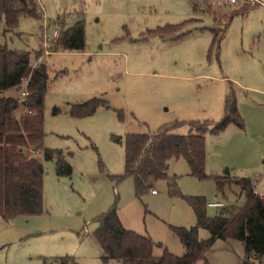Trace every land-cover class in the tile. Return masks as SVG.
<instances>
[{
	"label": "rangeland",
	"instance_id": "1",
	"mask_svg": "<svg viewBox=\"0 0 264 264\" xmlns=\"http://www.w3.org/2000/svg\"><path fill=\"white\" fill-rule=\"evenodd\" d=\"M207 1L220 17L245 4L250 11L228 24L215 22L203 12H209ZM224 1L34 0L38 18L23 16L5 34L0 23L1 44L29 53L32 67L43 64L48 77L38 154L44 212L0 217V264H57L62 258L122 264L105 262L94 236L97 219L112 207L126 230L152 240L155 258H181L185 249L173 229L198 224L182 196L203 198L209 218L245 205L242 180L264 198V7ZM77 24L84 28V50L64 51L57 43L45 48L54 31L59 43L61 30ZM26 82L11 96L21 98ZM227 99L235 102L243 126L230 124L215 135ZM205 123L207 179L192 177L185 160L172 159L168 179L152 182L140 197L131 178L115 180L125 172L128 135H155L179 124L171 133L187 136L191 125ZM46 150L54 156L45 159ZM60 160L72 167L71 175L58 174ZM198 235L210 239L205 228ZM245 256L242 242L216 240L206 258L209 264H243Z\"/></svg>",
	"mask_w": 264,
	"mask_h": 264
},
{
	"label": "trees",
	"instance_id": "2",
	"mask_svg": "<svg viewBox=\"0 0 264 264\" xmlns=\"http://www.w3.org/2000/svg\"><path fill=\"white\" fill-rule=\"evenodd\" d=\"M208 9L215 22L224 20L225 24L250 11L245 4L229 16L220 18L211 12V7ZM23 16L38 18L34 0H0V23L5 25L4 34L16 30ZM2 36L0 33V217L11 221L18 216H40L44 212L45 170L38 154L44 143L42 107L48 77L43 64L32 67L29 53L10 51L3 46ZM56 43L64 51L84 50L83 26L77 24L72 29H62L60 41ZM36 56L39 58L41 54ZM25 81L28 93L25 98L7 96L10 91L20 89ZM100 104L96 103L89 112L94 113ZM230 124L243 126L233 99H227L225 117L213 128V133H222ZM178 126L176 124L155 135H128L124 142L125 172L115 180L122 182L131 178L136 196L140 197L151 190L152 182L168 179V162L172 159L185 160L192 177L207 179L204 135L208 123L191 125L193 133L191 131L187 136L171 133ZM116 141L121 142L120 139ZM44 153L45 159L54 156L50 150ZM58 164L61 165L58 168L60 176L71 175L70 165L61 160ZM238 185L246 194L245 205L224 208L215 218L208 217L207 203L203 198L181 197L192 208L198 223L191 229H173L185 249L181 258L169 253L155 258L152 240L126 230L116 208L112 207L97 219L99 229L94 235L103 251L104 261L117 260L122 264H195L205 261L209 264L206 257L214 242L230 240L244 244L246 256L243 264H264V198L254 193L250 181L242 180ZM218 187L222 188L220 182ZM201 228L209 232V240H199ZM56 262L73 264L71 258Z\"/></svg>",
	"mask_w": 264,
	"mask_h": 264
},
{
	"label": "built area",
	"instance_id": "3",
	"mask_svg": "<svg viewBox=\"0 0 264 264\" xmlns=\"http://www.w3.org/2000/svg\"><path fill=\"white\" fill-rule=\"evenodd\" d=\"M239 1L243 2V3H254L257 6H263L264 7V0H226V2L230 5H237L239 3ZM59 38V32L58 31H54L51 40H48V42L45 44V48L46 49H53L54 45L56 43V41ZM46 54H49V51H46ZM28 95L26 89L21 93V97L25 98ZM256 195L257 193L254 192ZM152 194H156V191H152ZM210 208H223V204H219V203H211L209 204Z\"/></svg>",
	"mask_w": 264,
	"mask_h": 264
},
{
	"label": "crops",
	"instance_id": "4",
	"mask_svg": "<svg viewBox=\"0 0 264 264\" xmlns=\"http://www.w3.org/2000/svg\"><path fill=\"white\" fill-rule=\"evenodd\" d=\"M225 1H226V0H225ZM225 1H224V2H225ZM207 2H208V1H207ZM207 2L205 3V5H207L208 8L211 7V9H212L213 5H210V3L208 2V3H209V4H208ZM222 4H223V3H222ZM243 4H245V3H243ZM205 5H204V6H205ZM229 5H230V4H229ZM221 6H222V5H221ZM221 6H220V7H221ZM232 6H233V5H232ZM234 6H238V4H237V5H234ZM243 6H244V5H243ZM195 8H196V7H195ZM213 8H214V7H213ZM196 10H197V8H196ZM203 12H204L205 14H206V13H207V14L209 13V12H207L205 9L203 10ZM214 12H215V11H214ZM226 16H227V15H226ZM219 17H220V16H219ZM223 17H225V15H223V16L220 17V18H223ZM26 85H27V83H26ZM11 92H13V91H10V93H11ZM22 92H23V91H22ZM10 93H8V96L12 97ZM154 195H157V194H154Z\"/></svg>",
	"mask_w": 264,
	"mask_h": 264
}]
</instances>
